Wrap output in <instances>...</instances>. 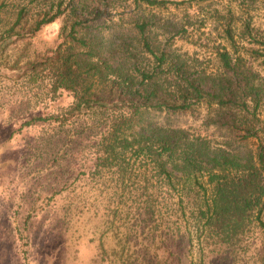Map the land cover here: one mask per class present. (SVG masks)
Listing matches in <instances>:
<instances>
[{
  "label": "trees",
  "instance_id": "obj_1",
  "mask_svg": "<svg viewBox=\"0 0 264 264\" xmlns=\"http://www.w3.org/2000/svg\"><path fill=\"white\" fill-rule=\"evenodd\" d=\"M206 1L134 0L130 20L111 32L104 26L115 0H63L32 24L25 5L0 33L2 52L4 40L64 20L63 42L43 65L54 91L72 93V102L24 125L55 123L77 142L90 141L84 156L76 154L83 164L77 178L63 189L90 181L91 195L105 201L99 219L111 218L107 230L116 241L102 252L120 264H178L185 240L204 264L253 224L264 235V38L250 18L217 11L222 42L208 67L176 47L188 25L158 17ZM7 5L0 3V24ZM202 108L209 133L169 121ZM77 212L70 207L65 218Z\"/></svg>",
  "mask_w": 264,
  "mask_h": 264
},
{
  "label": "rangeland",
  "instance_id": "obj_2",
  "mask_svg": "<svg viewBox=\"0 0 264 264\" xmlns=\"http://www.w3.org/2000/svg\"><path fill=\"white\" fill-rule=\"evenodd\" d=\"M4 1L8 5L1 16V34L12 28L21 6H28L32 24L41 10L63 0L0 3ZM115 4L104 26L106 32L121 20L129 21L130 10L135 8L134 0H115ZM193 5L189 13L185 5L158 12V17L161 23L188 25L185 40L177 41L176 47L199 58L204 66L215 65L212 53L222 42L213 18L217 11L226 14L230 9L240 20L250 18L255 32L264 38V0H207ZM63 25L59 19L33 36L8 38L0 52V264H120L118 258L102 252V244L110 253L116 241L107 230L111 218L99 219L97 212L105 201L96 192L91 195L90 181L78 183L75 191L63 189L77 178L83 164L76 154L84 156L90 141L77 142L70 129L55 123L24 125L34 116L56 115L72 102V93L54 91L52 73L43 65L63 42ZM259 69L264 77V67ZM204 115L202 108L169 116V121L206 134L211 129L204 126ZM165 118L162 115L160 120ZM70 207L78 211L72 221L65 218ZM183 247L178 264H200L196 248L190 249L186 240ZM263 258L264 235L253 224L231 248L204 264H262Z\"/></svg>",
  "mask_w": 264,
  "mask_h": 264
}]
</instances>
